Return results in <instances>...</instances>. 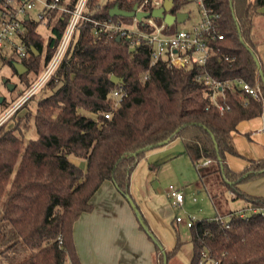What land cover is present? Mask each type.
<instances>
[{"label":"trees","instance_id":"obj_1","mask_svg":"<svg viewBox=\"0 0 264 264\" xmlns=\"http://www.w3.org/2000/svg\"><path fill=\"white\" fill-rule=\"evenodd\" d=\"M77 1L70 0V9ZM139 1L108 0L98 8L100 0H89L88 13L95 20L115 21L118 17L110 16L114 6L130 11ZM206 1L221 16L220 32L225 36L213 42L215 52L206 69L222 82L241 78L251 85L260 82L264 90L254 59L257 57L262 65L254 17L264 7V0ZM70 19V14L53 12L46 43L38 32L39 22L25 24L27 32L21 38L28 57L22 63L28 72L24 75L15 70L14 58L1 57L17 76L13 93L18 98L53 59ZM130 49L126 40L117 42V37L95 34L92 24L82 22L45 86L0 126L2 264H83L75 245L74 226L94 210L93 198L102 185L113 182L122 196L127 199L129 195L137 205L130 193V176L138 162L149 147L179 137L218 216L229 217L225 219L229 227L216 216L190 228L194 251L191 264H198L203 253L207 254V264H264V197L241 189L242 184L264 176V159L249 160L241 172L227 164L228 155L241 157L233 133L241 122L264 116V102L225 87L215 104L209 86L197 79L201 68L178 70L162 61L151 67L148 46L141 45L134 53ZM112 76L121 78L122 84L111 82ZM119 88L125 96L115 107L112 94ZM33 100L35 110L19 117ZM7 108L5 98L0 116ZM31 121L36 137L27 140ZM10 122L14 123L11 128ZM72 158L85 160L87 168L82 169ZM206 161L210 163L202 166ZM227 194L232 199H244L247 207L229 211ZM143 220L148 227L144 216ZM140 228L145 231L141 224ZM149 238L159 254V264L164 263L165 256L168 261L174 258L183 245L178 241L164 254L160 241Z\"/></svg>","mask_w":264,"mask_h":264},{"label":"built area","instance_id":"obj_2","mask_svg":"<svg viewBox=\"0 0 264 264\" xmlns=\"http://www.w3.org/2000/svg\"><path fill=\"white\" fill-rule=\"evenodd\" d=\"M88 2L89 0H78L75 8L70 9V0H0V61L2 56H6L22 63V59L28 57L27 47L21 38V35L27 32L25 28L27 22L36 21L51 30L52 26L49 27V22L53 12L59 16L62 14L71 15L56 54L42 71L37 81L10 106V101L6 99L8 109L0 116V126L26 105L45 86L59 67L76 30L82 22L85 25L88 23L92 24L95 34L105 33L111 37H120L121 40H126L131 48H138L141 45L148 46L151 67L162 61L166 62L171 68L178 70L193 67L201 68L202 72L197 79L209 86L212 91V100L215 104H217V96L225 87L229 90L240 92L241 95H249L256 101L264 102V90L260 82L251 85L241 78L222 82L214 78L206 69L215 52L213 42L221 41L225 38L224 34L220 32L219 22L221 16L208 7L206 0H173L171 10L165 11L164 14L175 16L178 13H186L187 17L184 22L175 21L172 25H169L165 18H157L150 15L140 19L137 16L138 13L151 14L154 10L163 8L166 0H140L135 4L138 6L135 10V16L129 17L131 19L130 25L120 20L99 21L93 19L88 13ZM180 2H183L181 9L175 11L180 6ZM104 3L103 0H100L97 7L101 8ZM192 3L198 9L199 21L187 29H172L174 25L185 24L191 19L190 11H183L182 9ZM32 14L35 15V18ZM27 17H29L28 20H26ZM112 96L115 107H118L125 93L122 88H119L113 92ZM218 107L221 111L224 110L223 106L218 105ZM106 118H110V114H106ZM209 163L210 161H206L202 166H206ZM169 190L173 199L172 205L182 207L184 203L183 193L175 190L172 186ZM216 220L229 227L228 222L222 217L218 216ZM175 221L177 224L186 223L190 228L195 224L193 217L185 220L177 216ZM206 259L207 254L203 253L202 259L198 264H207ZM212 263L218 264L216 261Z\"/></svg>","mask_w":264,"mask_h":264},{"label":"crops","instance_id":"obj_3","mask_svg":"<svg viewBox=\"0 0 264 264\" xmlns=\"http://www.w3.org/2000/svg\"><path fill=\"white\" fill-rule=\"evenodd\" d=\"M259 46L258 50L262 48L261 45ZM261 62L264 67L263 60ZM252 121H256L254 125L248 124ZM242 123H247L244 128L246 133L250 128L260 126L259 129L252 133L249 132V134L261 135L264 143V129L261 131L262 124L264 128V116L243 121L239 126ZM238 128L233 133L234 143V137L239 133ZM168 151L169 149L160 148V146L150 149L145 157L138 162L130 176V193L145 217L150 231L157 238L159 237L155 233V229L165 230L163 228L170 227V222L173 219V214L170 213L172 202L168 204L164 194L158 191L157 184L160 178L159 167L162 163L171 160L172 154L168 155ZM167 159L168 161H166ZM249 160L255 159L248 158L246 168L249 165ZM241 171L243 170L235 172ZM202 185V182H199L198 188L203 187ZM244 186L242 184L241 189L246 192L247 189ZM252 196L263 197L257 194ZM93 204L94 210L84 214L74 226L75 245L83 264H159V254L156 252L154 243L140 228L134 210L128 200L116 189L113 182L107 181L102 185L93 198ZM173 221L176 223L175 218Z\"/></svg>","mask_w":264,"mask_h":264},{"label":"rangeland","instance_id":"obj_4","mask_svg":"<svg viewBox=\"0 0 264 264\" xmlns=\"http://www.w3.org/2000/svg\"><path fill=\"white\" fill-rule=\"evenodd\" d=\"M103 1L106 2L108 0ZM182 10L190 11L191 19H189L185 24L174 25L172 29H187L189 26L194 25L199 21L198 9L194 3L185 6ZM32 16L35 18L34 14H32ZM118 20L122 21L125 24H131V19L127 17H118ZM254 24L255 32L259 35V38L262 39V42H260L262 48L259 49V54L261 60H263L264 62V7L258 10L256 16L254 17ZM38 32L43 36L46 43L49 36L51 35V31L45 26L40 25L38 27ZM3 79H10V83L12 84H15L17 82V76L14 74V71L10 67V65L0 61V94L5 97L7 101H10V106L19 98L16 96L17 93L10 92L6 88L5 84L3 83ZM35 107L36 103L33 100L29 104L28 108H24L19 112L18 116H25L29 112V110L34 111ZM255 122L256 121H252L251 123L248 122V124L254 125ZM31 124L32 125L26 134L27 140L36 137V130L32 121ZM245 124L247 123H242L239 126V133L234 137L235 148L241 157L235 155L227 156V164L235 171L244 170L248 164V158L255 160H261L264 158V143L262 142V136H254V133L252 135L249 134V132L252 133V131L259 129L260 126L257 128H255L254 126L253 128H250L252 130L249 129L248 133H246L244 131V128L246 126ZM13 125L14 123L10 122L8 126L11 128L13 127ZM263 129L264 128L262 124L261 131H263ZM160 148L169 149L167 153L168 155L172 154V156L170 157L171 160L168 161L167 159L166 161L168 162L162 163L159 167L160 180L158 179L157 183L159 187L158 191L164 194L166 200L168 201V204L173 201L169 190L171 186L174 187L175 190L181 191L185 198L182 207H170V213L172 212L173 219L177 216L185 220L193 217L196 223L204 219H212L218 216V213L214 208L205 187L202 185L203 187L198 188L199 182L201 183L199 174L190 158L185 153L183 140L180 137L176 138L170 143L160 146ZM72 161L84 170L87 168V162L83 159L72 158ZM244 185V188L247 189V191H245L248 194H257L264 197V176L254 181L244 183ZM226 198L228 200L227 206L229 211H241L247 207V202L244 199H232L230 194H227ZM173 219L170 222V227L163 228L165 230L160 229L159 231L158 228L155 229V233L158 234L159 238H157L156 236L155 237L159 239L162 247L165 250H173L178 241L183 242V245L177 252L176 256L170 259L168 261V264H190L193 256V245L190 242L191 229L186 225V223L176 224ZM225 219L229 220V217L226 216ZM2 263V257L0 256V264Z\"/></svg>","mask_w":264,"mask_h":264},{"label":"water","instance_id":"obj_5","mask_svg":"<svg viewBox=\"0 0 264 264\" xmlns=\"http://www.w3.org/2000/svg\"><path fill=\"white\" fill-rule=\"evenodd\" d=\"M172 6H173V0H166L165 6L163 8L154 10L151 14L150 13H138L137 16L140 19H142L143 17H149L150 15H152L153 17H157V18H165L166 22L169 25H172L175 21H178L179 23L184 22L186 17H187L186 13H178L175 16L172 15V14H166V15L164 14L165 11H170ZM137 7L138 6L135 5L133 7L132 11H126V10L120 9L119 6L116 5L110 10V16L111 17H127V18L133 17V16H135V10L137 9ZM28 19H29V17L26 18V20H28ZM120 41H121V38L118 37L117 38V42H120ZM32 51L36 55H39V53L37 52L36 49L33 48ZM135 51H136V48H131L130 49L131 53H134ZM254 59H255V62L257 64V67H258L259 75H260V77H261V79H262V81L264 83V71L262 69V65H261V63H260V61H259V59L257 57H254ZM13 66H14V68L17 71L19 76H22V75H24L25 73L28 72V68L23 63L14 61L13 62ZM111 82H113L116 85H119V84H122L123 80L121 78L116 77V76H112L111 77ZM3 83L7 85V87H8L10 92H13L15 90L16 86L14 84L8 82V79H3ZM4 99L5 98L2 95H0V104L3 103ZM169 142H170V140H166L164 142L159 143L158 146L166 145ZM153 148H155V146L149 147L148 150L153 149ZM140 152H141V150H139L134 155H137ZM127 200L130 203V205L132 206L133 210L136 212L137 218H138L140 224L143 225V227H144L145 231L147 232V234L156 241V239L154 237V234H152V232L149 230V228L144 224L143 215L138 210L137 205L135 204L133 199L128 195ZM161 249H162V252L165 254V249L162 246H161ZM163 264H168V259H167L166 256H165Z\"/></svg>","mask_w":264,"mask_h":264}]
</instances>
